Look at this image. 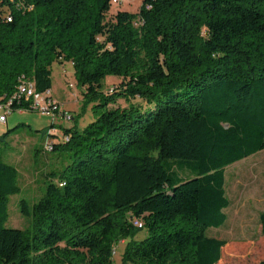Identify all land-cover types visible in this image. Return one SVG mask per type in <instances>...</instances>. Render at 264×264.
<instances>
[{
  "label": "trees",
  "instance_id": "16d2710c",
  "mask_svg": "<svg viewBox=\"0 0 264 264\" xmlns=\"http://www.w3.org/2000/svg\"><path fill=\"white\" fill-rule=\"evenodd\" d=\"M118 1L0 0V103L24 79L50 91L53 64L69 62L95 117L61 142L44 131L64 164L20 202L24 230L6 227L21 186L2 157L14 129L0 136V264H115L122 241L121 264L227 255L206 232L228 219L226 167L264 150V0H142L108 19ZM110 76L121 82L106 93ZM119 99L128 106L111 107ZM259 223L264 238V213Z\"/></svg>",
  "mask_w": 264,
  "mask_h": 264
},
{
  "label": "rangeland",
  "instance_id": "374dc122",
  "mask_svg": "<svg viewBox=\"0 0 264 264\" xmlns=\"http://www.w3.org/2000/svg\"><path fill=\"white\" fill-rule=\"evenodd\" d=\"M142 0H119L111 5L107 18L111 19L118 11L137 13ZM121 80L112 76L104 82L103 91L110 93L115 90ZM85 88L77 84L72 63H54L52 66V88L49 96L67 111L73 120L53 119L43 115L38 110H18L7 115V122L0 124V136L14 131L7 138V146L3 147V160L19 171L21 192L10 197L9 219L7 228H28L31 219L21 213L20 202L27 200L33 205L44 194L46 174L51 170H60L64 164L58 153L44 151L50 137L44 135L45 130H54L61 142L64 129H84L95 120L92 113V103H85ZM146 108L141 100H133ZM124 99H119L111 107H127ZM38 151V152H37ZM177 169V168H175ZM182 178L191 175L179 171ZM226 194L231 200V206L225 210L228 217L220 228H210L206 234L210 238L230 242L222 264H259L264 260V238L260 236V215L264 213V150L234 163L225 169ZM147 235L142 230L136 239ZM127 241H122L116 248L115 264H121L122 253Z\"/></svg>",
  "mask_w": 264,
  "mask_h": 264
},
{
  "label": "built area",
  "instance_id": "2783aa9c",
  "mask_svg": "<svg viewBox=\"0 0 264 264\" xmlns=\"http://www.w3.org/2000/svg\"><path fill=\"white\" fill-rule=\"evenodd\" d=\"M13 2L14 0H10ZM6 8L3 7L2 10ZM4 16H7V20H11V17L8 13H5ZM50 91L46 93H38L36 91L35 83L28 80H22L18 86L17 92L7 103H0V124L7 122V115L12 111V105L15 101L18 103L22 100H33L32 109L38 110L43 115L50 116L53 119H62V120H73L72 116L67 112L61 109V105L57 103L51 96H49ZM1 100V98H0ZM54 131V130H52ZM48 150H51V147H47ZM134 225L141 228L143 223L135 220ZM115 254V251H114Z\"/></svg>",
  "mask_w": 264,
  "mask_h": 264
}]
</instances>
